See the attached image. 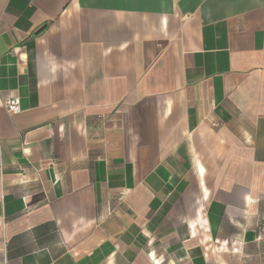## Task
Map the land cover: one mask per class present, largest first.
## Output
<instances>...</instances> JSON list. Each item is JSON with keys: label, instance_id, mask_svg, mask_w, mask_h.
I'll use <instances>...</instances> for the list:
<instances>
[{"label": "crops", "instance_id": "crops-1", "mask_svg": "<svg viewBox=\"0 0 264 264\" xmlns=\"http://www.w3.org/2000/svg\"><path fill=\"white\" fill-rule=\"evenodd\" d=\"M0 264H264V0H0Z\"/></svg>", "mask_w": 264, "mask_h": 264}, {"label": "built area", "instance_id": "built-area-1", "mask_svg": "<svg viewBox=\"0 0 264 264\" xmlns=\"http://www.w3.org/2000/svg\"><path fill=\"white\" fill-rule=\"evenodd\" d=\"M4 107L9 115H16L21 112V98L19 95H13L6 99Z\"/></svg>", "mask_w": 264, "mask_h": 264}, {"label": "water", "instance_id": "water-1", "mask_svg": "<svg viewBox=\"0 0 264 264\" xmlns=\"http://www.w3.org/2000/svg\"><path fill=\"white\" fill-rule=\"evenodd\" d=\"M44 28H45V27H42V28L40 29V31H42ZM40 31H39V32H40Z\"/></svg>", "mask_w": 264, "mask_h": 264}]
</instances>
